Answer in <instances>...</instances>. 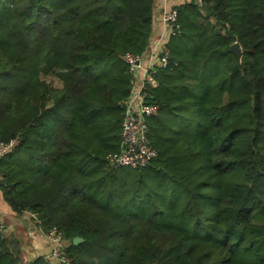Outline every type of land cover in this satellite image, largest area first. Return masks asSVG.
I'll return each instance as SVG.
<instances>
[{
	"label": "trees",
	"instance_id": "obj_1",
	"mask_svg": "<svg viewBox=\"0 0 264 264\" xmlns=\"http://www.w3.org/2000/svg\"><path fill=\"white\" fill-rule=\"evenodd\" d=\"M154 1L0 0V142L17 141L1 197L60 230L72 264H264V0L175 7L150 90L157 155L109 163L133 80L123 56L149 47ZM3 225L0 264H20Z\"/></svg>",
	"mask_w": 264,
	"mask_h": 264
},
{
	"label": "built area",
	"instance_id": "obj_2",
	"mask_svg": "<svg viewBox=\"0 0 264 264\" xmlns=\"http://www.w3.org/2000/svg\"><path fill=\"white\" fill-rule=\"evenodd\" d=\"M198 1V0H197ZM165 34L150 42L142 54L126 53L123 60L128 72L132 75L130 93L124 101L121 121V151L109 157V163L114 168L137 169L148 164L157 155L149 143L148 120L157 116L159 106L151 103L150 90L158 85L154 73L158 68L169 66L170 52L168 41L178 36V13L176 8H170L162 15ZM15 139L0 142V158L10 152L16 145ZM44 238L49 246V253L44 257L50 264H72L67 253V242L57 228L44 232Z\"/></svg>",
	"mask_w": 264,
	"mask_h": 264
},
{
	"label": "crops",
	"instance_id": "obj_3",
	"mask_svg": "<svg viewBox=\"0 0 264 264\" xmlns=\"http://www.w3.org/2000/svg\"><path fill=\"white\" fill-rule=\"evenodd\" d=\"M197 3V0H155L153 7V27L150 42L165 34V27L162 22V15L170 8L190 2ZM31 216V217H30ZM30 212H23L21 216L9 209L1 197L0 193V223L4 226L5 232H13L19 238H26L22 246V258L20 264H30L37 257H42L49 253V246L44 239L43 232L36 228ZM23 220H26L24 224ZM23 235L25 237H23Z\"/></svg>",
	"mask_w": 264,
	"mask_h": 264
},
{
	"label": "water",
	"instance_id": "obj_4",
	"mask_svg": "<svg viewBox=\"0 0 264 264\" xmlns=\"http://www.w3.org/2000/svg\"><path fill=\"white\" fill-rule=\"evenodd\" d=\"M229 51L235 56L236 59L240 60L242 56L241 48L239 43L234 42L230 47ZM24 224H26V220H23ZM74 245H77L79 242H82V238L75 237L72 240Z\"/></svg>",
	"mask_w": 264,
	"mask_h": 264
},
{
	"label": "rangeland",
	"instance_id": "obj_5",
	"mask_svg": "<svg viewBox=\"0 0 264 264\" xmlns=\"http://www.w3.org/2000/svg\"><path fill=\"white\" fill-rule=\"evenodd\" d=\"M47 82L51 83L52 85L59 87L60 86V82H58V80H56L53 77H46ZM123 170L119 169L120 171H124V170H128L129 168H122ZM44 234V233H43ZM23 237H25L23 235ZM45 240H47L46 238H44ZM23 241L26 240V238H22ZM23 264V263H22ZM25 264V263H24Z\"/></svg>",
	"mask_w": 264,
	"mask_h": 264
}]
</instances>
